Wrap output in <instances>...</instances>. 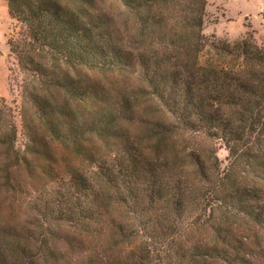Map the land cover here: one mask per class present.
I'll use <instances>...</instances> for the list:
<instances>
[{
    "label": "trees",
    "instance_id": "1",
    "mask_svg": "<svg viewBox=\"0 0 264 264\" xmlns=\"http://www.w3.org/2000/svg\"><path fill=\"white\" fill-rule=\"evenodd\" d=\"M5 1L25 143L0 97V195L23 214L0 264H264V46L207 37V0ZM174 125L224 143L225 172L200 144L178 166Z\"/></svg>",
    "mask_w": 264,
    "mask_h": 264
},
{
    "label": "rangeland",
    "instance_id": "2",
    "mask_svg": "<svg viewBox=\"0 0 264 264\" xmlns=\"http://www.w3.org/2000/svg\"><path fill=\"white\" fill-rule=\"evenodd\" d=\"M103 0H100V3ZM207 19L204 27V34L209 37H215L218 40H226L234 43L242 40L250 35L259 46H264V0H207ZM20 31V27L15 19H13L8 10V5L5 0H0V97H4L8 105L13 109L15 123L18 129L17 147L24 148V137L22 136V117L21 109V84L23 75L19 69L14 55L11 53L8 41L11 37L16 36ZM120 78V76H119ZM102 81L101 76L96 78ZM126 79L125 86L131 90V95L134 99L135 95H139L137 111L149 114L143 115L149 118L150 105L147 95L143 92V86L132 80L131 76L123 77ZM151 117L157 120H164L166 126H171L174 121L163 112L151 114ZM175 133L171 136V146L177 150L182 159L176 164L181 166L186 172L191 174L192 167L183 157L187 152L192 151L196 144L204 147L208 156L215 154L211 162H217L220 172H225L230 165L232 156L229 149L221 141H208L201 135H193L191 132H184L177 129L176 125L172 126ZM133 133L139 139L146 138L147 134L138 129H134ZM149 144V142H144ZM15 216H10L6 202L3 196L0 195V221H10L13 219L16 222H22V213L13 212Z\"/></svg>",
    "mask_w": 264,
    "mask_h": 264
}]
</instances>
